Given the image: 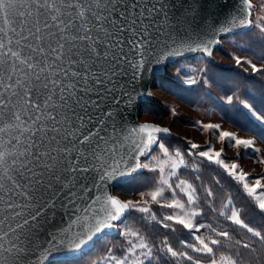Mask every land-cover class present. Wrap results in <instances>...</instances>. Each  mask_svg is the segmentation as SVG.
<instances>
[{"label":"snow or ice","instance_id":"1","mask_svg":"<svg viewBox=\"0 0 264 264\" xmlns=\"http://www.w3.org/2000/svg\"><path fill=\"white\" fill-rule=\"evenodd\" d=\"M0 264H264V0H0Z\"/></svg>","mask_w":264,"mask_h":264},{"label":"rangeland","instance_id":"2","mask_svg":"<svg viewBox=\"0 0 264 264\" xmlns=\"http://www.w3.org/2000/svg\"><path fill=\"white\" fill-rule=\"evenodd\" d=\"M217 60L223 59L225 66L231 65L230 58L224 52H220L216 56ZM154 94L159 101V104L155 105L156 109H161L160 113H156L153 116L149 117L150 119H154L157 122H161L162 124L169 125L172 124V131L177 135L184 137L187 136L189 139H194L197 143H203L208 140H214L213 133L210 131H199L192 126L190 121L203 119L204 122H208V120L219 121L220 117L218 115H208L205 116L203 109L197 110L196 107L190 105L189 103L183 101L175 94L166 91L160 88H153ZM168 105L169 107L165 109L163 106ZM171 107H175L177 112L179 113L178 117H173L171 115ZM223 127L227 130L237 131V127L227 121L223 123ZM241 135H245L246 133H240ZM216 148H220L222 145L219 142H214ZM227 155L232 156L234 153V149L228 148L226 149ZM246 165L248 161H245ZM250 167H256L257 171H260L261 168L256 165H249ZM246 170L248 168L246 167Z\"/></svg>","mask_w":264,"mask_h":264},{"label":"trees","instance_id":"3","mask_svg":"<svg viewBox=\"0 0 264 264\" xmlns=\"http://www.w3.org/2000/svg\"><path fill=\"white\" fill-rule=\"evenodd\" d=\"M228 67V66H227ZM226 75H228V74H235V72H233V73H225ZM178 83V82H177ZM171 93H173V92H171ZM174 94V93H173ZM177 96V95H176ZM177 97H179V96H177ZM180 99H182L181 97H179ZM183 101H185V102H187V103H189L187 100H185V99H182ZM190 105H193L192 103H189ZM206 106V105H205ZM161 112V109H157V111H156V113H160ZM231 124H233V123H231ZM233 125H235V124H233ZM236 126V125H235ZM237 127V126H236Z\"/></svg>","mask_w":264,"mask_h":264}]
</instances>
